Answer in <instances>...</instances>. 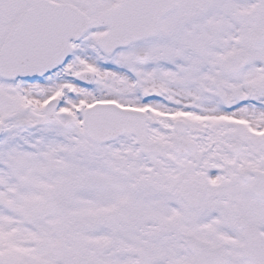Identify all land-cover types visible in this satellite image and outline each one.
Segmentation results:
<instances>
[{"label":"snow or ice","instance_id":"1","mask_svg":"<svg viewBox=\"0 0 264 264\" xmlns=\"http://www.w3.org/2000/svg\"><path fill=\"white\" fill-rule=\"evenodd\" d=\"M0 264H264V0H0Z\"/></svg>","mask_w":264,"mask_h":264}]
</instances>
